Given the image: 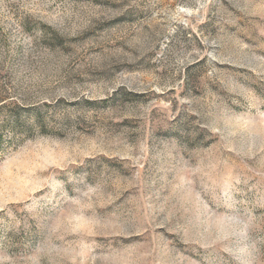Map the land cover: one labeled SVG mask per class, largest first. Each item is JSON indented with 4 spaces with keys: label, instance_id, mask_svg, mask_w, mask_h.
Listing matches in <instances>:
<instances>
[{
    "label": "rangeland",
    "instance_id": "rangeland-1",
    "mask_svg": "<svg viewBox=\"0 0 264 264\" xmlns=\"http://www.w3.org/2000/svg\"><path fill=\"white\" fill-rule=\"evenodd\" d=\"M0 264H264V0H0Z\"/></svg>",
    "mask_w": 264,
    "mask_h": 264
}]
</instances>
